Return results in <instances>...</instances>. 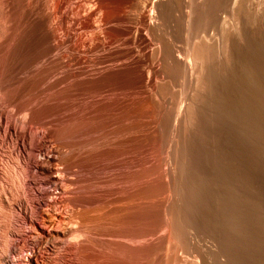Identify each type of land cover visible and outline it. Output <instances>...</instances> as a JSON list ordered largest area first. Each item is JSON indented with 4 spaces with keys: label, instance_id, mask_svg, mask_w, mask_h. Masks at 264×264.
<instances>
[{
    "label": "bare ground",
    "instance_id": "6f19581e",
    "mask_svg": "<svg viewBox=\"0 0 264 264\" xmlns=\"http://www.w3.org/2000/svg\"><path fill=\"white\" fill-rule=\"evenodd\" d=\"M258 2L0 0V264L25 250L23 264H212L238 140L225 113L247 80L242 39L264 26ZM218 62H232L226 83ZM24 226L31 249L16 242Z\"/></svg>",
    "mask_w": 264,
    "mask_h": 264
},
{
    "label": "rangeland",
    "instance_id": "374dc122",
    "mask_svg": "<svg viewBox=\"0 0 264 264\" xmlns=\"http://www.w3.org/2000/svg\"><path fill=\"white\" fill-rule=\"evenodd\" d=\"M257 1H259L258 3L261 2V5L263 3V6H264V0L263 1L262 0H257ZM262 8L263 7L261 6V9ZM263 10H264V8L262 9V11ZM262 13L263 14L260 15L261 18L264 16V11ZM262 20H264V19H262ZM261 29H263V30H261ZM261 29H260L261 31L259 30L260 34L257 31V33L254 34V36L249 34V36L247 35L245 37V39H242V45L246 44V45L243 46L244 47L243 49L246 48V51L245 50L244 51L246 52L245 54L247 56L245 54H243V57H245V58H243V60L241 59L242 62L240 61L239 63H240V65L244 64V63H246V64H244L245 67H244V65L243 66L238 65V66L241 67L242 72L245 70V72L243 74V78H244L243 80H245V79H247V80L243 81L244 86H242L243 88H240V90L242 89L245 92H243L242 90L240 92V90H239V92H238L239 95H240V97H238L239 101H236V105L235 104L233 105V107L236 106V108L234 109L232 107L233 110H230L228 112L229 114L226 112L225 114H227V116L223 115L224 113L222 114L223 116H226L227 122H228V120H229V122H230V120L232 121V122H230L229 129H230L231 134L233 136H235V138L238 136L237 137L238 140L236 142L231 141V140L228 142V146H229L228 149L229 150L227 151V153H228L227 154L228 155L227 156V159H228L227 160L228 161V164H227V168H228L227 171L228 172L227 173H228V176H230L229 173L231 172V175H234V176L232 178H231V176H230V178L227 177L228 178V180L226 182V184L228 183V185H226L227 188H228L227 189V194H225L226 196L225 195H221V194L220 195L219 194L218 195L215 194V199H216L215 207L219 211V214L221 213V215H224V214L225 215L223 216V218H224V224L223 225L224 226L222 225L223 222H221L220 219H219L220 221L218 219H217V221L216 220H212V229L216 228V232H218L220 234L219 236H216V234L213 233V231H212V264H237V263L238 264H264V220H263L264 219V78H263L264 77V55H263L264 54V26ZM216 32H215V30H214V32L212 31V35H213L212 38L214 37V33H215V37H217V38L219 37V34H218L219 32L217 33L218 35L216 34ZM215 37L212 39V43L213 44L217 43V41L215 42ZM218 39H216V40H218ZM246 39H249V41L250 42L252 41V42L249 43V41L246 40ZM255 39H258L259 41L255 40ZM256 41L258 42L259 45L256 44L257 43ZM247 43H248V46H247ZM252 43H253V45L254 44H256V45L252 46ZM247 48L249 49V51L247 50ZM215 54L216 53H214V55ZM256 54H257V57H256ZM251 55H252V57H251ZM259 55H261V56H259ZM256 58H258V59L256 60ZM257 61H259V62L257 63ZM223 62L220 63L221 65H219V62L215 63V65L217 64V66L214 65V68H213L212 72L215 71V74L212 73V79L214 78V80H215L216 77L218 78V76H220L222 73H224L223 71H225V70L227 71V67L228 66L231 68L232 62L229 65L225 64V66H224ZM256 64H257V66H256ZM216 67H217V71L214 70ZM218 67H220V69ZM230 68H228V69H230ZM218 70L219 71L221 70V71L218 73ZM216 73H218L219 75L217 74L218 76H216ZM225 75H226L225 73H224V76L222 74L223 79H220L221 81L224 80V78L226 77ZM252 77L253 78L255 77L254 80H253ZM223 83H226V81H223ZM256 84H258L259 86L256 85ZM249 86H250V88H249ZM214 90H215V88L212 89V91H213L212 95H214V98H215V97H218V95H216L217 94V92H216L217 90H215V91ZM253 92H255L256 95ZM213 93H215V94H213ZM243 93H245V94L243 95ZM250 93H251V96H250ZM247 99H249V100H247ZM216 100H217V98H216ZM253 100H256V101H253ZM137 104H140V102L136 103V105ZM237 104H238V106H237ZM250 104H252V105H250ZM215 106H216V104H215ZM239 107H240V110H241L240 114H239ZM213 108H216V107H214L212 105V114H213V111H214ZM232 108H230V109H232ZM237 108H238V112H236ZM129 109L131 110L130 112H132V107H130ZM133 109L135 110V107ZM7 110L8 109H5V111H7ZM216 110L217 109H215V111ZM3 111H4V109H3ZM133 112H135V111H133ZM233 112L235 114H232ZM236 113H238L239 116H237ZM144 115H145V113H144ZM237 118L240 120V122L238 121L239 124L237 122H235V121H237ZM136 119H139V118L137 117ZM143 119H146V118L143 117ZM233 119L235 121H233ZM133 120H134V118H133ZM213 120H215V119L213 118V115H212V121ZM213 123H216V124H214L215 126L218 125V123L215 122V121H213ZM234 123H236V124H234ZM240 124L242 125V127H241ZM231 125L233 127H231ZM235 125H236V127H235ZM24 129H25V131H24ZM24 129H22L23 132L27 133V134L30 133L31 135H33L35 140H39L40 141L42 139L41 137L44 134V131L42 129L41 130L40 129H38V130L37 129H33L32 130V128H31V130H30V128L28 127V129L30 131L29 133H28L27 126H25ZM26 129H27V131H26ZM32 133H34V134H32ZM39 141H35L34 144H36V143L38 144ZM239 146H240V148H242L241 150H243V151H241V150L239 151ZM237 150L239 151V153L236 152ZM255 151H257V152H255ZM237 155H238V158H237ZM40 158H41L40 155H36V157L34 156V158H32L33 159L32 160L33 161L32 162L33 166L35 165L34 167H32V170H31L32 175L35 177V178L31 177V179L33 178V180H36L38 176L40 177V174H39L38 169H37L38 164H39L38 160H40ZM234 159H236L237 161L234 160ZM240 159H241L242 162L240 161ZM238 161L241 162V167H242V163H243V167H242L241 172H240L241 175H239V173H237L238 175H236V172H234V170H235L234 168L236 167V165H237L236 163H238ZM36 163H38V164L36 165ZM230 164H232V165H230ZM228 165L233 167V168L229 167ZM229 169H230V171H229ZM242 172H243V177L241 178ZM233 173H235V174H233ZM237 176H238V178H240V180L237 178ZM234 180H236V181H234ZM237 180L240 181V184H239V181H237ZM231 182H232V184H231ZM239 186H241V187H239ZM47 187H48V185L45 184V185H42L40 187L41 189L39 188V191L40 192L42 191L41 193H43V194L40 193V194H38L36 196L37 202H41L42 200L43 201L50 200L51 196H49V195H47L45 193V192H47V189H49V187L48 188ZM240 188H241V190H240ZM236 191H238V192H236ZM222 197L224 199H222ZM220 199H221V201L219 202ZM39 200H41V201H39ZM31 206L32 205H30V204L27 205V203L26 204L25 203L21 204L22 214H24L27 217H30V216L34 217V214L32 212L33 211V207H31ZM22 209H24V210H22ZM200 212L202 214L205 213V211L202 210V209L200 210ZM226 213H228V214H226ZM214 218H216V217H214ZM214 218H212V219H214ZM213 226H214V228H213ZM29 230L30 229L27 226H24L19 231V235H18V238H16V242L18 244L21 243V242H24V241L27 242V243L29 242L28 243L29 244L28 249L29 248L31 249V248L36 246L35 244L37 243L38 236L35 233H33L31 230L30 231ZM227 234H229V235H227ZM100 236L102 238H100ZM103 236L104 235H96L95 237L96 238L99 237L98 240H100V241L96 240V243L97 242L101 243V241H103L102 239L106 238V237H103ZM223 236H225V237H223ZM120 239H122V238L117 237L116 239H114V242H116L115 240H117L116 243L118 244V243H121V242L124 241V239H122V241H120ZM104 243H106L105 240H104ZM221 248L225 249L226 254H224L223 252L220 251ZM29 254H30L29 251L25 250V251L21 252L19 254V256H18V254L16 256L13 255L12 258L14 260V263H16V264L25 263V261L27 260ZM122 257H124V258H122ZM121 259L122 260L127 259L128 261L129 260L130 261L133 260L131 258L128 259V257L125 256L124 254L121 255ZM121 259L118 262L119 264H122V263H120ZM124 261H123V264H126V262H124ZM130 261L127 264H133V262H130ZM134 262H136L137 264H140L139 262H137V260H134Z\"/></svg>",
    "mask_w": 264,
    "mask_h": 264
}]
</instances>
